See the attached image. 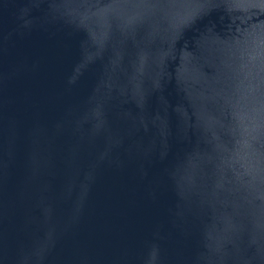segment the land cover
<instances>
[{
	"label": "water",
	"instance_id": "obj_1",
	"mask_svg": "<svg viewBox=\"0 0 264 264\" xmlns=\"http://www.w3.org/2000/svg\"><path fill=\"white\" fill-rule=\"evenodd\" d=\"M0 264H264V0H0Z\"/></svg>",
	"mask_w": 264,
	"mask_h": 264
}]
</instances>
